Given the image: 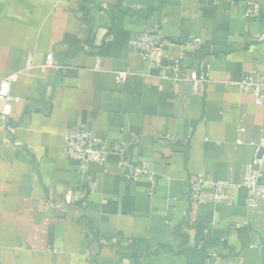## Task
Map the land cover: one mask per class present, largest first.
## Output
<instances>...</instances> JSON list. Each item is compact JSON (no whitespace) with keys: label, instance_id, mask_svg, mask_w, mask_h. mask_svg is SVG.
<instances>
[{"label":"crops","instance_id":"1","mask_svg":"<svg viewBox=\"0 0 264 264\" xmlns=\"http://www.w3.org/2000/svg\"><path fill=\"white\" fill-rule=\"evenodd\" d=\"M248 2L264 5L0 0V81L31 67L13 86L11 116L0 113V264H264V201L248 210L242 185L264 105L234 85L264 73V6L247 16ZM148 28L163 35L164 57L209 75L202 91L135 51ZM81 127L113 149L85 174L65 157V135ZM121 149L156 174L152 194L146 178H126ZM201 175L236 184L233 204H191Z\"/></svg>","mask_w":264,"mask_h":264},{"label":"built area","instance_id":"2","mask_svg":"<svg viewBox=\"0 0 264 264\" xmlns=\"http://www.w3.org/2000/svg\"><path fill=\"white\" fill-rule=\"evenodd\" d=\"M262 6L264 5L260 3L248 2L246 4L247 16H255ZM259 41L264 43V34L259 38ZM163 44V35L157 28H148L132 40V47L135 51L154 68H162L165 60L167 65L163 67V70L167 71L169 78L174 83H189L192 85L193 90L196 91L195 93L202 91L204 85L208 82L209 75L204 76L196 71L185 70L183 66L185 57L183 56L177 58L164 57L162 53ZM188 47L197 49L199 43L196 41L191 42ZM48 67H54V59L51 55L47 57L43 69ZM30 69L31 67L29 66L24 72L28 73ZM24 72L7 75L0 81V101L2 102L0 113L4 119L11 116L12 103L14 101L12 89ZM127 78L128 73L124 72H118L115 76L118 83L125 82ZM234 85L241 94L254 97L256 105H264V73L262 71L255 69L242 81ZM5 128L11 130L9 126H5ZM239 131L244 134L246 129L241 126ZM237 143L243 144L242 140H238ZM257 149V157L253 165L246 169L242 184L248 192L246 206L250 211L256 209L258 204L264 201V183H262L264 129ZM260 151L262 153L259 157ZM112 153L113 149L106 141L85 128L72 129L65 135V157L78 166L80 174H85L86 167L89 164L105 165ZM118 155L120 157L119 166L125 171L126 178L132 183L146 178L150 184L149 193L152 194L156 187L157 176L149 165L146 163H133L124 149H121ZM236 188L237 185L230 181L211 182L207 181L202 175L196 176L189 181L188 200L194 205H232ZM201 245L203 246L204 242ZM212 256L217 259L216 253H213ZM214 263L221 264L217 260Z\"/></svg>","mask_w":264,"mask_h":264},{"label":"water","instance_id":"3","mask_svg":"<svg viewBox=\"0 0 264 264\" xmlns=\"http://www.w3.org/2000/svg\"><path fill=\"white\" fill-rule=\"evenodd\" d=\"M261 153H262V151H260V153H259V157L261 156Z\"/></svg>","mask_w":264,"mask_h":264}]
</instances>
